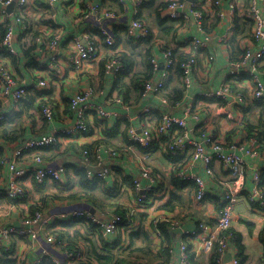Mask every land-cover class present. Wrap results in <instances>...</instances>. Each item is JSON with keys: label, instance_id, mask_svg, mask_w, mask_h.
<instances>
[{"label": "crops", "instance_id": "1", "mask_svg": "<svg viewBox=\"0 0 264 264\" xmlns=\"http://www.w3.org/2000/svg\"><path fill=\"white\" fill-rule=\"evenodd\" d=\"M139 1L58 0L50 8L48 0H30L23 23L16 24L10 13L0 17V25L10 23L14 31L11 41L14 54L0 53V64L28 86L29 95L27 100L14 105L0 94V115H5V120L0 121V160L4 158L8 162L12 159L13 152L25 141L42 135H56L57 143L42 149L40 155L46 167L62 166L65 170L61 182L47 180L35 184L30 178L24 179L27 196L12 201L4 195L8 170L6 164L0 163V231L23 227V220L35 212L42 215L33 227L38 233V241L30 243L14 235L10 241L1 240L0 259L6 257L14 264H34L44 250L47 256L41 264H53L52 259L66 264L70 260L69 254L79 251L83 264H99L89 253L106 255L107 249L113 248V253L122 254L136 250L132 264H181V247L184 245L191 264H214V240L205 237V241L204 234L189 237L187 233L195 231L200 223L211 228L215 226L216 214L227 190L226 183L230 181L228 172L216 160L210 163L211 175L206 173L203 162L193 164L188 173L198 176L206 191L205 198L199 202L195 198V184L191 180L182 181L173 174L176 168L189 161L191 150L179 157H171L164 150L166 139L163 138L148 154L129 137L130 129L141 135V130L156 125L161 115L171 114L185 121L188 136L205 146L208 155L212 151L206 139L213 137L226 147V153L236 154L243 160L239 199L231 222L234 240L228 242L227 252L232 250L233 257L237 256L241 264H264L259 241V232L264 227V201L249 200L254 172L264 170V100L252 99L253 83L246 72L231 85L243 94L244 104L229 98L203 96L229 82V59L236 58V54H241L249 44L251 50L257 49L251 42L250 0H235L232 15L228 14L230 0H221L220 9L227 13L223 19L215 16L209 3L189 0L188 4L196 3L205 13L202 33L189 12V5L182 11H172L168 4L173 0ZM260 1L256 3L264 18V0ZM87 3L99 5L102 12L111 13V16L96 21L83 12ZM180 12L186 18H171V14ZM135 19L148 28L147 43L142 42L146 39L136 41L128 36L127 27ZM103 29L116 39L115 49L101 46L97 60L85 64L81 70L73 69L68 59L74 41L79 39L87 43L98 39L99 34L95 32ZM228 32L231 35L223 41ZM57 33L60 34L57 59L51 64L53 52L48 43ZM204 37H208L207 45L195 53L198 66L188 87L182 85L174 68L160 93L142 95L144 81L161 80V71H151V63L145 57L148 49L150 57L161 64L162 51L176 50L178 54L189 56L191 47L187 42ZM31 47L29 56L25 55ZM112 53L120 54L129 64H124V73L113 75L110 71L108 63L113 58ZM4 54L11 56L13 62ZM260 67L264 68V58ZM137 78L148 79L139 82ZM38 80L45 81L46 87L34 88L33 84ZM87 87L102 92L93 103L100 105L108 116L101 119L89 112L85 117L89 128L87 134L75 138L60 136V131L75 119L68 107L69 98ZM41 105L51 108L52 121L42 117ZM144 108L149 109L148 114L142 112ZM83 150L89 153L87 167L81 157ZM30 161L31 153H24L17 162L19 167L26 168L31 165ZM103 168L109 169L110 173L105 179H98L96 173ZM144 168L151 172L149 179L140 176ZM82 169L86 171L88 189L80 187L76 175ZM133 179L140 183L146 205L136 207ZM232 182L235 185V181ZM147 188L151 192H147ZM169 203L171 210L162 208ZM133 208L136 212L132 228H119L105 236L100 233L98 224L72 218V213L82 211L98 221L108 222L113 215L125 214ZM160 223L165 228L164 233L156 229Z\"/></svg>", "mask_w": 264, "mask_h": 264}, {"label": "built area", "instance_id": "2", "mask_svg": "<svg viewBox=\"0 0 264 264\" xmlns=\"http://www.w3.org/2000/svg\"><path fill=\"white\" fill-rule=\"evenodd\" d=\"M258 0H250L248 17L252 21V44L256 45L257 49L251 50L250 44L246 46L240 56L231 58L227 62V76L229 82L223 84L219 89L215 91H209L204 93L205 98L216 99H231L232 101L244 104L245 98L242 93L235 91L231 85L241 78V75L246 72L253 83V90L251 92L252 99L255 101L264 100V68L260 67L261 60L264 58V18L260 15V9L257 6ZM260 1V0H259ZM58 0H48V5L52 8ZM139 3V0H136ZM209 3L212 6L215 16L219 19H223L227 14L224 10L220 9L221 0H201V3ZM261 2V1H260ZM30 0H0V17L9 15L8 8L12 5V11L10 15L13 16V21L16 24L24 22L26 13L28 12ZM186 5L190 6V14L193 16L195 24L198 30L203 32V19L205 13L197 8L196 3H189L188 0H173L168 4V9L175 11H182ZM236 8L235 0H230L228 4V14L232 15ZM83 12L87 16H92L96 21L101 22L102 19L110 17L111 13L102 12L99 5L85 4ZM53 15H51L52 17ZM186 16L183 12L171 14V18H178ZM4 34L0 36V53L14 54V50L11 47V41L14 35V31L10 23L3 24ZM98 39L82 43L81 40L76 39L74 41L73 51L69 55V65L75 70H81L85 64L97 60L99 55V49L101 46L106 48L114 47L116 39L107 34L106 30H100ZM128 36L136 41L146 39L149 35L148 28L135 19L130 22L127 27ZM231 33H227L222 38L223 41L229 37ZM102 37V38H100ZM60 34H54L49 40V49L53 52L50 56L51 64L56 62L57 46L59 43ZM208 37L203 39L192 38L187 44L191 47V55L189 58L180 64V80L184 87H188L191 82V78L198 66L195 53L206 47ZM150 63L152 65V71H161L160 81H145L142 84L143 93L145 95L148 92L158 94L162 91L164 81L168 79L170 72L176 66V59L172 54V50L166 49L162 51V62L157 63L153 56ZM109 69L113 75H118L125 72L124 64L120 63L119 59L113 57L108 63ZM262 77V78H261ZM33 87L36 89H43L46 87V83L43 80L34 82ZM28 86L19 82L12 72L3 64H0V94L3 99L10 100L14 105L21 104L28 96ZM94 87H87L83 91H80L69 98L68 107L71 113H74V121L60 131V136L65 138H75L78 135H84L89 132V128L85 122V117L89 112H94L101 119H105L108 113L100 106L93 103V99L101 94ZM144 113H149L148 108H144ZM40 113L42 117L47 121H52L54 118L53 112L48 105L40 106ZM196 118V117H195ZM5 120V115H0V121ZM142 134L137 135L133 129H130V139L138 144L141 149L148 151H154L156 143H161V140L165 138L164 150L171 157H179L189 150H191L190 159L179 168L176 176L180 180H191L196 186V200L202 201L205 198L206 191L204 182L196 175L188 173L193 164L196 161L203 162L206 173L212 174L210 163L213 160L219 161L223 169L230 175V181L226 183L227 190L224 193L223 205L216 214L215 226L211 228L209 225L200 223L195 231L187 233L189 237H197L204 234L205 237L213 239L215 242L214 249V261L215 264H222L223 258L228 249V242L234 240L233 233L231 232L232 215L235 206L239 199V178L242 175L244 162L240 156L233 153H226V147L213 140V137L206 139V144L210 147L212 154L208 155L205 146L201 145L197 141L192 140L186 131L185 121L177 118L171 114H163L160 116L159 122L153 125L151 128H145L141 130ZM58 137L56 135H42L28 141H25L17 150L13 152L12 159L6 160L1 158L0 163L6 164L8 170V176L6 186L4 188V195L6 198L12 201L22 200L27 196V192L23 186V180L30 178L36 184H42L44 181L61 182L65 174V170L62 166L57 168L46 167L44 161L40 155V151L47 147L53 146L57 143ZM24 153H31L30 166L21 168L18 166V158ZM112 155L114 153L111 152ZM83 159V165L88 166L89 153L87 150L81 152ZM110 171L107 168H103L96 173L98 179H105L109 175ZM149 169H141L140 176L149 179ZM90 175L88 174V177ZM264 170L254 172V184L249 192V200L251 201H264ZM91 177V176H90ZM93 177V176H92ZM232 181H235V185ZM133 189L136 193V207L143 204L145 195L141 194L140 183L137 179L132 180ZM147 192H151V189H146ZM136 209H130L123 216L120 214L113 215L112 219L108 222H101L93 218L91 215L84 214L82 211H76L72 213V218L82 219L88 223H96L100 226V233L105 236L108 233H114L119 228L132 226L135 221ZM41 213L35 212L27 219L23 220V227L21 228H6L0 231V241H10L11 236H18L30 243L38 241V233L33 229L34 225L41 220ZM46 251H41V256L34 264H41L42 259L45 257ZM70 260L66 264H83L82 256L79 251H74L69 254ZM53 264H60L58 261L52 259ZM181 264H191V261L187 254V248L183 245L181 247ZM231 264H241L240 259L234 256Z\"/></svg>", "mask_w": 264, "mask_h": 264}, {"label": "trees", "instance_id": "3", "mask_svg": "<svg viewBox=\"0 0 264 264\" xmlns=\"http://www.w3.org/2000/svg\"><path fill=\"white\" fill-rule=\"evenodd\" d=\"M163 23H161V24H159L160 26L162 25ZM3 26L2 25H0V36H2L3 34H4V30H3V28H2ZM95 33H97V34H99L100 35V32L99 31H97V32H95ZM150 34V33H149ZM148 37H149V35H148ZM148 37L146 38V41H142V42H146L147 43V39H148ZM100 38H102V37H100ZM145 40V39H144ZM116 44L117 43H115V45H114V47H108L110 50H113V49H115V46H116ZM31 49H33V47H31V48H29V49H27L26 51H25V55H27V56H29V53H30V50ZM233 50H234V48H233ZM238 53V52H237ZM113 54V57H115V58H117V59H119V61H120V63H122V64H125V65H129L128 63H126L125 62V60H124V58H122L121 57V55L120 54H117V53H112ZM116 54V55H115ZM172 54H173V56L175 57V59H176V66H175V68L177 69L176 71H177V73L179 74V79H180V70H179V67H180V64L182 63V62H184L185 60H187L188 58H189V56H184V55H181V54H178L177 53V51L176 50H172ZM237 55V57L238 56H240L241 54H236ZM4 56H6V57H8L12 62H13V58L10 56L9 57V55H7V54H4ZM146 58H148V62L150 63V61L149 60H151V57H150V51H149V49H148V51H147V53H146V56H145ZM150 67H151V71H152V65L150 64ZM129 68V67H128ZM138 80H139V82H141V81H143V80H147L148 78H145V79H140V78H137ZM145 82V81H144ZM143 82V83H144ZM142 83V84H143ZM29 96V95H28ZM27 96V97H28ZM26 100H27V98H26ZM2 127V126H1ZM179 170V168H176L175 169V171H174V175L177 173V171ZM76 175L78 176V178H79V184H80V187L81 188H83V189H88L89 188V185H88V181H87V178H86V171L84 170V169H82V170H79V171H77L76 172ZM97 179V178H96ZM263 179H264V176H263ZM94 180V179H93ZM36 184V183H35ZM88 186V187H87ZM16 201H18V200H16ZM145 202H146V199H145V201H144V205H146L145 204ZM163 209H169V210H171L172 209V206H170V203L168 204V205H166V206H163L162 207ZM121 216H123L124 214H120ZM135 222V221H134ZM133 225H134V223H133ZM132 225V226H133ZM132 226H129V227H123V228H125V229H127V230H130L131 228H132ZM122 228V229H123ZM159 232L161 231L162 233H164L165 232V228H163V224L162 223H160L158 226H157V228H156ZM160 232V233H161ZM232 232V231H231ZM259 241H260V243H261V246H262V250H263V258H264V227H263V229L259 232ZM112 250H113V248L111 249V248H109V249H107V251L108 252H105L104 254H106V255H99V254H97V253H94V251H92V252H90L89 254H90V256L91 257H94V259L99 263V264H132V262H134L135 261V259L134 260H132L131 258H134V256L137 254V251L136 250H131V251H129V252H127V253H125V254H122V253H120V252H115V253H113L112 252ZM128 256V257H127ZM127 258H129V260L128 261H126L127 260ZM213 258H214V256H213ZM214 260V259H213ZM42 263V262H41ZM0 264H14V261H12V260H10V259H8V258H1L0 259ZM49 264H51V263H49ZM214 264H215V262H214Z\"/></svg>", "mask_w": 264, "mask_h": 264}, {"label": "water", "instance_id": "4", "mask_svg": "<svg viewBox=\"0 0 264 264\" xmlns=\"http://www.w3.org/2000/svg\"><path fill=\"white\" fill-rule=\"evenodd\" d=\"M189 1V0H188ZM190 2H192V0H190ZM12 5L8 8V12L10 13L12 11ZM232 259H233V253H232V250L228 251L225 256H224V259H223V263L224 264H231L232 262Z\"/></svg>", "mask_w": 264, "mask_h": 264}, {"label": "rangeland", "instance_id": "5", "mask_svg": "<svg viewBox=\"0 0 264 264\" xmlns=\"http://www.w3.org/2000/svg\"><path fill=\"white\" fill-rule=\"evenodd\" d=\"M40 92H41V91H40ZM52 195H54V194L52 193ZM55 195H57V194H55ZM2 206H3V205H2ZM235 209H236V207H235ZM235 209H234V211H233V215H234V213H235V211H236ZM10 210H11V209H10ZM232 223H233V218H232ZM240 230H241V229H240ZM241 231H242V230H241ZM244 231H245V230H244ZM235 250H236V249H235ZM238 256H239V255H238Z\"/></svg>", "mask_w": 264, "mask_h": 264}]
</instances>
